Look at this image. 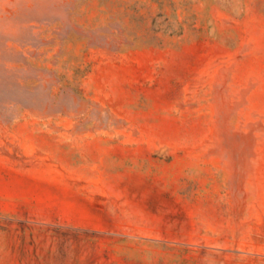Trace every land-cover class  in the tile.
<instances>
[{
	"label": "rangeland",
	"instance_id": "rangeland-1",
	"mask_svg": "<svg viewBox=\"0 0 264 264\" xmlns=\"http://www.w3.org/2000/svg\"><path fill=\"white\" fill-rule=\"evenodd\" d=\"M0 264H264V0H0Z\"/></svg>",
	"mask_w": 264,
	"mask_h": 264
}]
</instances>
